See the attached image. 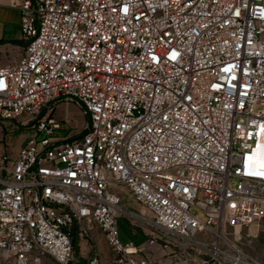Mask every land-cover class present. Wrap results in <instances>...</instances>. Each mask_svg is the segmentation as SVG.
Listing matches in <instances>:
<instances>
[{
	"label": "built area",
	"instance_id": "2783aa9c",
	"mask_svg": "<svg viewBox=\"0 0 264 264\" xmlns=\"http://www.w3.org/2000/svg\"><path fill=\"white\" fill-rule=\"evenodd\" d=\"M9 5L26 49L0 58V123L37 135L15 156L0 142V264H156L119 238L120 217L143 218L127 191L202 264H264V241L258 258L236 240L264 237V0ZM59 102L87 117L61 138ZM95 230L112 256L81 261L73 236Z\"/></svg>",
	"mask_w": 264,
	"mask_h": 264
},
{
	"label": "rangeland",
	"instance_id": "374dc122",
	"mask_svg": "<svg viewBox=\"0 0 264 264\" xmlns=\"http://www.w3.org/2000/svg\"><path fill=\"white\" fill-rule=\"evenodd\" d=\"M54 115L56 120H59L65 115V120H67L71 130H81L87 121V117H85L78 108L65 102H59L56 105ZM31 129V127L26 126L20 129H10L8 126H5L4 123H0V136L4 135L6 137L7 145L14 146L20 137ZM67 133L68 130L65 129L56 130L54 137H64ZM46 138L47 136L44 133L40 134L38 141H45ZM236 185L237 181H234L232 186L236 187ZM121 204L131 212L143 217L140 218L129 213L118 219L117 231L121 241L124 243L132 241V239H134L132 232L147 239L149 244L152 239L155 240L154 244H150V248H143V257L150 259L156 264H202L203 261L208 259L207 256L200 253L199 250L193 248L186 241L156 229L151 222V213L146 208L136 203L128 191L122 194ZM256 233V227L252 226L248 236L246 232H243L236 236V240L246 251L258 258H262L263 232L260 231L258 234ZM73 238L77 244L75 250L77 252V257L82 258L84 261L90 259L95 249L100 252L103 260H109L112 256L111 249L106 242L105 236L99 230H95L87 236H79L75 233ZM31 264L59 263L48 255H42L39 262H32Z\"/></svg>",
	"mask_w": 264,
	"mask_h": 264
},
{
	"label": "crops",
	"instance_id": "0c3cea01",
	"mask_svg": "<svg viewBox=\"0 0 264 264\" xmlns=\"http://www.w3.org/2000/svg\"><path fill=\"white\" fill-rule=\"evenodd\" d=\"M9 2L10 0H0V58L4 65L13 64L25 54L26 49V42L23 39L21 30V13L18 9L11 7ZM65 118L66 117L64 115V117H61L57 121L61 123V129L68 130V133L65 135L67 136L73 130L69 128ZM4 124L10 129H16L17 122H6ZM36 135V130L31 129L23 134L14 146L7 145L6 137L4 135L0 136V141L2 142V147L15 156L21 151L26 143ZM132 235L134 239H132L130 242H133L141 249L150 248V244L148 243L147 239L137 235L135 232H132ZM78 259L84 261L82 258L78 257Z\"/></svg>",
	"mask_w": 264,
	"mask_h": 264
},
{
	"label": "snow or ice",
	"instance_id": "6c2138e0",
	"mask_svg": "<svg viewBox=\"0 0 264 264\" xmlns=\"http://www.w3.org/2000/svg\"><path fill=\"white\" fill-rule=\"evenodd\" d=\"M252 158H250V160H251ZM261 167H264V162H261ZM258 174H260V175H264V172H261V173H258Z\"/></svg>",
	"mask_w": 264,
	"mask_h": 264
},
{
	"label": "trees",
	"instance_id": "16d2710c",
	"mask_svg": "<svg viewBox=\"0 0 264 264\" xmlns=\"http://www.w3.org/2000/svg\"><path fill=\"white\" fill-rule=\"evenodd\" d=\"M74 247H75V250H76L77 244L75 243V241H74ZM75 253H76V256H77V252L76 251H75ZM72 264H77V263H72Z\"/></svg>",
	"mask_w": 264,
	"mask_h": 264
}]
</instances>
